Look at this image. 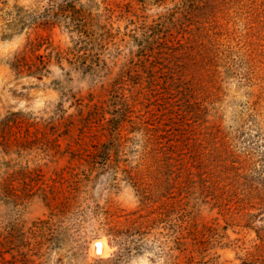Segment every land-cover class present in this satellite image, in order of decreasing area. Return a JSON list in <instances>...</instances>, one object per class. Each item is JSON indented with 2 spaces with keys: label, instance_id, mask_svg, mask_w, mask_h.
Masks as SVG:
<instances>
[{
  "label": "rangeland",
  "instance_id": "1",
  "mask_svg": "<svg viewBox=\"0 0 264 264\" xmlns=\"http://www.w3.org/2000/svg\"><path fill=\"white\" fill-rule=\"evenodd\" d=\"M209 128L230 210L200 199ZM263 181L264 0H0V237L50 220L37 264H255Z\"/></svg>",
  "mask_w": 264,
  "mask_h": 264
},
{
  "label": "trees",
  "instance_id": "2",
  "mask_svg": "<svg viewBox=\"0 0 264 264\" xmlns=\"http://www.w3.org/2000/svg\"><path fill=\"white\" fill-rule=\"evenodd\" d=\"M67 9L72 10V13L80 17L79 19L81 21L76 28H84L87 22L93 18L90 12H86L84 8H78V6L73 3ZM71 28V31H77L73 27ZM181 71L182 69L179 68L177 62L174 67L168 68L169 75H165L162 78V83L165 84V88L169 92L174 91L175 95L179 93L180 96H182L181 99L183 102L180 103V107L183 110V119L181 123L186 120L188 112H192L198 124L202 126L200 113L195 112L194 114V109L192 107L188 108L190 106V85L188 79L183 78ZM170 116H173L172 112ZM197 132L201 131L199 130ZM207 132L209 134V139L211 138L210 151L203 155H194L191 158L192 164L196 168L197 182L201 187L200 192L204 190V193L201 195L202 198H198L210 201L212 206H217L220 210H230L231 195L227 187L228 184L219 182L222 180L224 181V179H229L231 174L237 176L239 174L238 165L235 163L236 159L231 155H224V152L227 150L224 145L221 146L220 141L216 139V131L209 128ZM133 178L134 182H138L139 179H137L136 176ZM51 228L52 222L50 220L38 219L34 221L29 230L23 231L20 228H16L15 230L3 234L2 237H0V264H37L35 262V255L39 257L43 254L41 249L44 241H50L53 237L52 233L49 234V232H52ZM7 254H9V256H7ZM256 262L255 264H264L263 257L256 259Z\"/></svg>",
  "mask_w": 264,
  "mask_h": 264
}]
</instances>
